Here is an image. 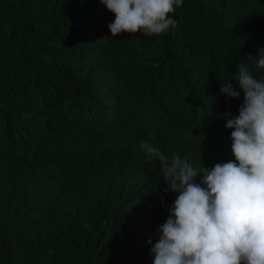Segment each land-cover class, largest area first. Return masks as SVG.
Masks as SVG:
<instances>
[{"label":"trees","instance_id":"obj_1","mask_svg":"<svg viewBox=\"0 0 264 264\" xmlns=\"http://www.w3.org/2000/svg\"><path fill=\"white\" fill-rule=\"evenodd\" d=\"M170 18L112 37L100 0H0V264H153L177 193L140 144L197 169L235 159L224 114L243 93L220 83L239 63L264 80V0Z\"/></svg>","mask_w":264,"mask_h":264},{"label":"clouds","instance_id":"obj_2","mask_svg":"<svg viewBox=\"0 0 264 264\" xmlns=\"http://www.w3.org/2000/svg\"><path fill=\"white\" fill-rule=\"evenodd\" d=\"M115 19L112 37L159 36L183 0H100ZM264 68V52L256 61ZM228 100L243 93L239 114L225 113L234 160L211 169L195 168L186 157H171L148 141L140 144L157 158L167 185L177 193L159 238L150 250L153 264H264V80L239 63L234 81L220 83ZM154 138V137H153ZM148 243H152L151 240Z\"/></svg>","mask_w":264,"mask_h":264}]
</instances>
